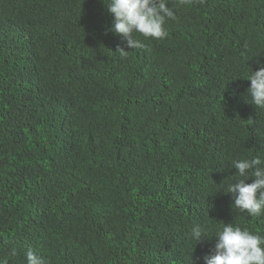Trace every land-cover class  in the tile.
Here are the masks:
<instances>
[{
    "label": "trees",
    "instance_id": "obj_1",
    "mask_svg": "<svg viewBox=\"0 0 264 264\" xmlns=\"http://www.w3.org/2000/svg\"><path fill=\"white\" fill-rule=\"evenodd\" d=\"M104 3L0 0V262L204 264L195 225L264 235L223 192L264 161V0H170L167 37L133 49Z\"/></svg>",
    "mask_w": 264,
    "mask_h": 264
},
{
    "label": "clouds",
    "instance_id": "obj_2",
    "mask_svg": "<svg viewBox=\"0 0 264 264\" xmlns=\"http://www.w3.org/2000/svg\"><path fill=\"white\" fill-rule=\"evenodd\" d=\"M170 0H107L104 3L112 16L110 31L119 35L128 49L142 48L145 40H163L167 37L165 23L175 19V12L169 6ZM117 51L126 55L124 48ZM250 85L247 94L251 103L264 109V64L256 71H250L247 78ZM236 171L232 182L226 185V194H231L233 206L249 217L264 216V161L259 157L242 158L232 161ZM252 178L251 183L246 180ZM215 238L213 254L203 258L204 264H264V235L254 233L246 227L224 223L214 230L195 225L191 228L193 245L202 238ZM210 239V238H209ZM11 255H16L15 250ZM0 264H7L6 261ZM25 264H46L44 257L31 249L25 252Z\"/></svg>",
    "mask_w": 264,
    "mask_h": 264
}]
</instances>
